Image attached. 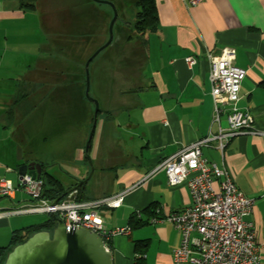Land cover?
Segmentation results:
<instances>
[{
    "label": "crops",
    "instance_id": "1",
    "mask_svg": "<svg viewBox=\"0 0 264 264\" xmlns=\"http://www.w3.org/2000/svg\"><path fill=\"white\" fill-rule=\"evenodd\" d=\"M57 1L37 0L35 12H22L17 0H0V106L12 98L16 80L27 77L28 69L48 52L52 33L48 11L65 7ZM154 1L158 28L144 36L139 81L136 84L132 77L122 79L124 85L128 83L123 89L129 92L115 90L110 95L114 103L106 101L101 116V129L106 134L92 159V175L74 192L75 198L88 200L121 195L118 207L94 210L107 230L130 227L128 236L116 237L108 244L113 264H133L134 243L138 241H147L143 264H171L179 234L167 222L148 223L154 214L144 210L153 205L159 211L156 216L163 218L190 204L185 184L170 187L162 171H151L181 148L217 132V125L211 123L213 100L207 53L226 46L235 48L236 65L246 71L237 106L249 111L254 130L264 134V90L260 86L264 81V0H202L195 6L184 0ZM118 38L128 45L125 35ZM189 57L195 60L192 66L185 61ZM8 90L10 97L5 94ZM121 114L126 116L119 122L116 118ZM219 126L226 128L225 115L220 116ZM2 128L0 154L7 147ZM120 131L129 136L123 139ZM201 154L208 164L224 169L242 195L255 200L244 219L253 224L259 264H264V136L242 134L230 139L222 152L212 145L203 147ZM14 157L18 160L16 151ZM6 169L15 172L0 158V175L8 173ZM88 173V166H79L64 183L57 180L67 190ZM220 182L218 178L213 180L215 191ZM13 185L17 187V182ZM29 203L26 194L15 190L11 196L0 198V214ZM26 215L0 216V248L8 245L12 232L32 225ZM131 219L142 226L133 228Z\"/></svg>",
    "mask_w": 264,
    "mask_h": 264
},
{
    "label": "built area",
    "instance_id": "2",
    "mask_svg": "<svg viewBox=\"0 0 264 264\" xmlns=\"http://www.w3.org/2000/svg\"><path fill=\"white\" fill-rule=\"evenodd\" d=\"M184 1L195 6L202 0ZM206 56L210 64L208 81L213 100L211 123L217 125V132L181 148L151 171V174L162 171L170 187L185 184L190 204L163 218L157 217L159 211L154 209L148 223L167 222L178 232L179 244L172 253L171 264H259L260 252L255 243L254 227L244 219L251 213L255 200L242 195L224 169L208 164L202 158L201 149L213 145L222 152L227 142L236 136L264 134L254 130L249 111L237 106L246 71L236 65L235 48L226 46ZM185 61L189 66L195 63L191 57ZM221 115H225V129L219 126ZM6 172L11 170L6 169ZM215 178L221 180L217 191L212 186ZM42 187L40 177L33 178L25 171L18 172L17 187L11 180L0 177V198L21 190L30 199L28 205L0 216L54 214L62 220L67 232L76 227L89 230L101 238L107 250L112 239L129 235V225L107 230L94 212L101 206L118 207L121 195L88 201L63 199L52 206L50 201L41 197ZM135 216L139 219L138 213Z\"/></svg>",
    "mask_w": 264,
    "mask_h": 264
},
{
    "label": "rangeland",
    "instance_id": "3",
    "mask_svg": "<svg viewBox=\"0 0 264 264\" xmlns=\"http://www.w3.org/2000/svg\"><path fill=\"white\" fill-rule=\"evenodd\" d=\"M125 1L129 2L130 0H124V2ZM56 3H63V5L70 7V12L75 11L77 13L73 21V26L75 27L76 33L79 32V35L74 39V42L76 43L74 48H76L75 54L80 61H83L86 54L89 52L90 54L93 53L98 48V45L103 43L105 38L108 37V33L106 34L105 30L107 20L104 14L108 15L111 12V9L106 5H101L99 7L101 11H98V15L96 14V18H94L92 16L93 12L90 6L86 4L85 0H58ZM113 3L114 6L119 7L123 4V0H114ZM102 12L104 14H102ZM81 13H83V21L80 19ZM117 13L118 19L116 20L115 27L113 26L114 41L106 51H104L105 49L102 50V53H100L94 61L92 68H90L89 96L98 102V106L102 110L106 101L114 103L112 102L113 98L110 97V95L114 94L116 92L115 90L120 91L126 84H128L126 83L124 85L123 83H125V81L122 79L132 77L137 84L143 68L142 54H135L131 51V48L128 45L125 46L123 42L121 44L118 38L121 35L130 33L129 27L133 23L135 9L132 5H128L123 8V13ZM93 23H96L95 28L92 26ZM90 30L91 35L92 32H96L97 39L94 36L87 47L85 44L86 42L80 37L81 35L86 34V31ZM126 57H128L127 60ZM126 62H128V64ZM128 92L129 91L124 89L121 91V93ZM5 94L10 97L9 90L5 92ZM6 99L8 100V97L4 98V100ZM7 102L11 104L12 98ZM7 102H3L0 106V126L3 125V127L4 124L5 126H11L10 122L6 120L4 121L3 119L2 111L7 109ZM88 108L91 112L92 109L87 104L84 107H79L78 105L71 106L70 112L75 113V120L73 122L72 120L67 121L66 119V112L68 113V111H66L65 105L58 106V104L51 105L50 103H43L39 109L29 115L28 120L24 123L23 129L26 134L24 142H16L14 138L15 133L13 135L14 128H2L1 136L7 140V147L6 150L0 154V158L3 165L13 169L17 174L15 172H3V166V173L0 177H5L15 184L19 172L15 170L17 169V165L29 161L30 163L35 162L38 164H44L48 175H51L55 179L64 183V181L68 180L69 176H73L77 173L79 166L87 167V161L84 156V144L87 140L91 126L90 121L87 120ZM102 114L100 113L96 117V126L89 150L91 163L92 159L98 153L104 132L106 134V131L101 129V122L104 119V117H101ZM125 116L126 115L121 114L116 119L121 122ZM120 133L123 139L129 136L123 131H120ZM3 149L5 148L3 147ZM15 151L18 160L14 157ZM26 216L31 220V224L40 223L45 219L44 214H29Z\"/></svg>",
    "mask_w": 264,
    "mask_h": 264
},
{
    "label": "trees",
    "instance_id": "4",
    "mask_svg": "<svg viewBox=\"0 0 264 264\" xmlns=\"http://www.w3.org/2000/svg\"><path fill=\"white\" fill-rule=\"evenodd\" d=\"M86 4L90 6L93 17L96 18L98 11H101L99 7L102 4H96L92 0H85ZM113 3L114 0H108ZM18 9L22 12H35L37 9V0H17ZM114 4V3H113ZM132 5L135 9L134 20L130 25V33L125 35V42L131 48V51L135 54H142L144 59V49L146 45L145 35L154 33L158 28V19L156 14V7L154 0H123V4L116 7L117 12L123 13V8ZM64 7V6H63ZM108 7V6H107ZM109 9V8H108ZM48 20L51 23L48 42V52H46L44 59L39 60L33 68L28 69L27 77L16 80L14 90L12 93V102L3 111L4 121L10 122L11 126H4L7 128H14V138L16 142H24L25 131L23 129L24 123L28 120L29 115L44 103H50L51 105L58 104V106H66V119L67 121H73L75 118V113L70 112V107L78 105L79 107H84L89 105L92 111L90 112L88 108L87 120L92 122L93 117V105L89 103L84 97V64L87 58L92 54L90 52L86 54L83 61H80L78 56L75 54L76 48L74 39L78 37L79 32L76 33L75 27L73 26L74 18L76 17V12H70V7L66 6L57 11H48ZM52 13H55L52 15ZM102 14H104L102 12ZM106 17V34L107 26L112 17V12L108 15L104 14ZM118 15V13H117ZM83 13L80 14V19L83 21ZM91 17V16H90ZM118 19V18H117ZM122 19V18H121ZM116 21L114 23L115 27ZM92 26H96L93 23ZM114 27H113V40L105 48L106 51L112 42L114 41ZM96 31V29H95ZM97 39L96 32L91 35V30L86 31V34L81 35L87 45L89 46L91 39ZM107 38V37H106ZM105 38V41H106ZM104 41V42H105ZM103 42V43H104ZM103 43L99 44L101 46ZM79 46V45H78ZM96 49V48H95ZM94 49V50H95ZM130 52V50H129ZM102 53V51L100 52ZM100 53L89 63V79H90V68ZM128 57H126V60ZM128 64V62H126ZM43 77L42 80L35 79V77ZM264 90V81L260 84ZM90 92V90H89ZM90 95V93H89ZM104 113L101 108L98 109L97 116ZM15 124V127H14ZM18 131V133H17ZM27 162H23L17 165L16 171H22L23 168L27 166ZM41 175L40 179L43 182L42 187V198L52 202L55 199L63 200V193L65 189L62 187L61 183L46 173V167L44 164L40 163ZM81 188V187H80ZM78 188V190L80 189ZM75 201H88L87 198L78 196ZM155 206L147 207L144 212H152ZM45 219L36 224L24 227L19 230L12 232L8 245L6 247L0 248V264H4V261L11 252V250L23 243L27 238H29L34 233L40 231H51L53 229V220L50 214H44ZM133 228L142 226L140 221L130 220ZM109 248V247H108ZM147 248V241H138L134 243V257L133 264H143V253Z\"/></svg>",
    "mask_w": 264,
    "mask_h": 264
},
{
    "label": "water",
    "instance_id": "5",
    "mask_svg": "<svg viewBox=\"0 0 264 264\" xmlns=\"http://www.w3.org/2000/svg\"><path fill=\"white\" fill-rule=\"evenodd\" d=\"M97 4L106 5L111 9L112 17L108 23V37L104 44L98 47L85 61L84 64V97L93 105V117L87 140L84 144V156L89 167V173L83 180L77 181L64 191V200H75V191L83 187L93 172L89 157L91 140L96 126V117L99 109L98 102L89 96V63L112 41V28L117 20V12L112 2L107 0H92ZM33 178L41 175V166L38 163H28L22 172ZM59 199L53 200V206ZM53 229L34 233L23 243L15 246L8 253L4 264H113V255L107 250L101 238L95 233L76 227L66 231L63 222L56 215L51 214Z\"/></svg>",
    "mask_w": 264,
    "mask_h": 264
}]
</instances>
